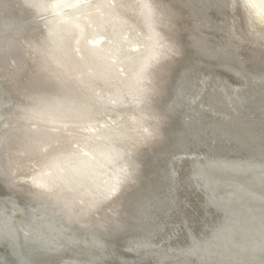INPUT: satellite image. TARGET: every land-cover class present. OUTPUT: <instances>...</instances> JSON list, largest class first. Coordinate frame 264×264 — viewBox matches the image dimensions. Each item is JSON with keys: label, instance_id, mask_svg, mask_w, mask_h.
Wrapping results in <instances>:
<instances>
[{"label": "bare ground", "instance_id": "6f19581e", "mask_svg": "<svg viewBox=\"0 0 264 264\" xmlns=\"http://www.w3.org/2000/svg\"><path fill=\"white\" fill-rule=\"evenodd\" d=\"M104 1L0 0V264H264V0H138L113 93Z\"/></svg>", "mask_w": 264, "mask_h": 264}, {"label": "rangeland", "instance_id": "374dc122", "mask_svg": "<svg viewBox=\"0 0 264 264\" xmlns=\"http://www.w3.org/2000/svg\"><path fill=\"white\" fill-rule=\"evenodd\" d=\"M141 8L138 0H105L99 5L97 12L101 22L82 44L83 52L93 49L91 58L85 62L86 72L114 71L115 74L108 75L104 84H97V89L102 91L108 87L111 93L115 92V83L136 73L149 55L151 36L146 11ZM96 40L98 43L94 42ZM76 77L81 81L87 79L85 73H78ZM84 145L79 148L82 154L92 152ZM32 173L37 180H44L50 170L47 165L39 164Z\"/></svg>", "mask_w": 264, "mask_h": 264}, {"label": "water", "instance_id": "95a60500", "mask_svg": "<svg viewBox=\"0 0 264 264\" xmlns=\"http://www.w3.org/2000/svg\"><path fill=\"white\" fill-rule=\"evenodd\" d=\"M219 144H221L220 145V147H222L223 148V146H225V144H222V143H219ZM219 146V145H218ZM4 192H5V187H4V185L0 182V196H2V195H4ZM120 244V243H119ZM118 244V245H119ZM118 245H117V243H112V247L114 246L115 248H118ZM120 246V245H119ZM0 249H3L4 251L5 250H7V245H6V243H1L0 244ZM124 253H126L125 251H124ZM9 256V255H8ZM53 256H51L50 258H52ZM116 257V256H115ZM36 258V257H35ZM38 259V258H37ZM48 261H49V259H48ZM37 261H34L33 262V264H35ZM109 264H122V263H120L117 259H111V261H109Z\"/></svg>", "mask_w": 264, "mask_h": 264}]
</instances>
